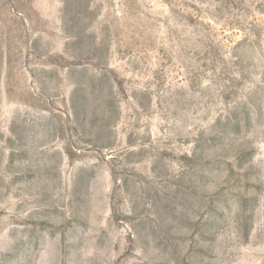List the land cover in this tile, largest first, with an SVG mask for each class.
<instances>
[{
    "label": "rangeland",
    "instance_id": "374dc122",
    "mask_svg": "<svg viewBox=\"0 0 264 264\" xmlns=\"http://www.w3.org/2000/svg\"><path fill=\"white\" fill-rule=\"evenodd\" d=\"M0 264H264V0H0Z\"/></svg>",
    "mask_w": 264,
    "mask_h": 264
}]
</instances>
